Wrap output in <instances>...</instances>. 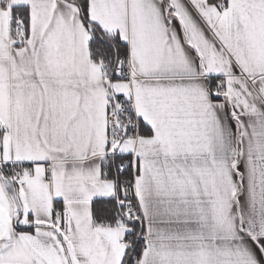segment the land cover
I'll use <instances>...</instances> for the list:
<instances>
[{
  "label": "snow or ice",
  "instance_id": "6c2138e0",
  "mask_svg": "<svg viewBox=\"0 0 264 264\" xmlns=\"http://www.w3.org/2000/svg\"><path fill=\"white\" fill-rule=\"evenodd\" d=\"M0 264H264V0H0Z\"/></svg>",
  "mask_w": 264,
  "mask_h": 264
}]
</instances>
